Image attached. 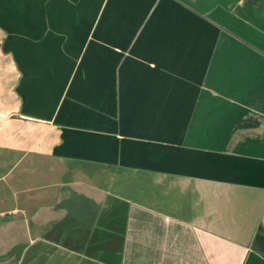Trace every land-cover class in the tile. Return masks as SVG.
Instances as JSON below:
<instances>
[{"label":"crops","instance_id":"obj_1","mask_svg":"<svg viewBox=\"0 0 264 264\" xmlns=\"http://www.w3.org/2000/svg\"><path fill=\"white\" fill-rule=\"evenodd\" d=\"M0 264H264V0H0Z\"/></svg>","mask_w":264,"mask_h":264},{"label":"trees","instance_id":"obj_2","mask_svg":"<svg viewBox=\"0 0 264 264\" xmlns=\"http://www.w3.org/2000/svg\"><path fill=\"white\" fill-rule=\"evenodd\" d=\"M254 248L264 256V232L260 230L254 241Z\"/></svg>","mask_w":264,"mask_h":264},{"label":"rangeland","instance_id":"obj_3","mask_svg":"<svg viewBox=\"0 0 264 264\" xmlns=\"http://www.w3.org/2000/svg\"><path fill=\"white\" fill-rule=\"evenodd\" d=\"M3 37V35H2V33H1V31H0V39Z\"/></svg>","mask_w":264,"mask_h":264}]
</instances>
